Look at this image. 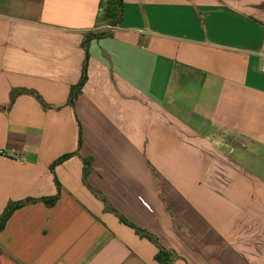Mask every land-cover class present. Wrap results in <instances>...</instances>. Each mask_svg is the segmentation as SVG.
Returning a JSON list of instances; mask_svg holds the SVG:
<instances>
[{
  "label": "crops",
  "instance_id": "obj_1",
  "mask_svg": "<svg viewBox=\"0 0 264 264\" xmlns=\"http://www.w3.org/2000/svg\"><path fill=\"white\" fill-rule=\"evenodd\" d=\"M100 1L0 0V264H264V0Z\"/></svg>",
  "mask_w": 264,
  "mask_h": 264
},
{
  "label": "trees",
  "instance_id": "obj_2",
  "mask_svg": "<svg viewBox=\"0 0 264 264\" xmlns=\"http://www.w3.org/2000/svg\"><path fill=\"white\" fill-rule=\"evenodd\" d=\"M124 0H101L100 1V9L101 14L100 18H98V24L106 25L107 27L119 26L122 21L123 11H124ZM109 34L108 30L104 32H96L86 35L85 43H89V41L93 39L103 38ZM88 80V68H87V61L84 65L83 75L79 82V84L73 88L72 91V100L82 92L83 87L85 86ZM81 147V138L80 144ZM86 168H85V175H87L88 171L91 169V161L88 159L85 160ZM24 203H17L12 204L6 210L4 215L0 219V232L5 228L9 218L11 217L12 213L19 207H21ZM166 255V252L163 250L160 252L158 259L160 261L163 260V257Z\"/></svg>",
  "mask_w": 264,
  "mask_h": 264
},
{
  "label": "built area",
  "instance_id": "obj_3",
  "mask_svg": "<svg viewBox=\"0 0 264 264\" xmlns=\"http://www.w3.org/2000/svg\"><path fill=\"white\" fill-rule=\"evenodd\" d=\"M109 28H115V26H113V27H109ZM260 55H261V57H262L261 71L264 73V44H263L262 50H261V52H260ZM1 154H2V155H8V154H11V155H13V156L18 157L19 159H22V160L24 159L23 157L18 156L14 151H11V152L7 153L6 151L2 150V151H1Z\"/></svg>",
  "mask_w": 264,
  "mask_h": 264
}]
</instances>
